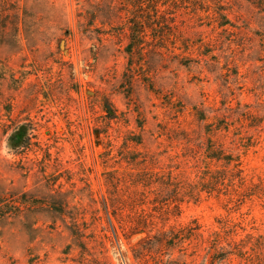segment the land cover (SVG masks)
<instances>
[{"label": "rangeland", "instance_id": "374dc122", "mask_svg": "<svg viewBox=\"0 0 264 264\" xmlns=\"http://www.w3.org/2000/svg\"><path fill=\"white\" fill-rule=\"evenodd\" d=\"M0 264H264V0H0Z\"/></svg>", "mask_w": 264, "mask_h": 264}, {"label": "trees", "instance_id": "16d2710c", "mask_svg": "<svg viewBox=\"0 0 264 264\" xmlns=\"http://www.w3.org/2000/svg\"><path fill=\"white\" fill-rule=\"evenodd\" d=\"M149 1H153V0H146V2H149ZM222 155H221V153H220V151H219V153L218 154H216V155H209V153H208V156H207V158H209V159H214V160H224L222 157H221ZM238 167V166H237ZM234 169H236V168H234ZM240 174L242 173V171H240V170H238V169H236Z\"/></svg>", "mask_w": 264, "mask_h": 264}]
</instances>
